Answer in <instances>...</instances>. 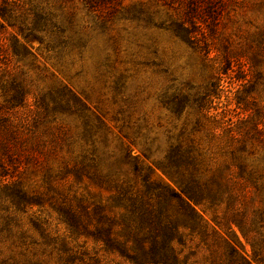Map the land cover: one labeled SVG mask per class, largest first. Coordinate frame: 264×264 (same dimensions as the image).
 Masks as SVG:
<instances>
[{
  "label": "trees",
  "instance_id": "trees-1",
  "mask_svg": "<svg viewBox=\"0 0 264 264\" xmlns=\"http://www.w3.org/2000/svg\"><path fill=\"white\" fill-rule=\"evenodd\" d=\"M16 1L20 2L0 1L2 31L7 25L26 41L47 40V47L56 58H65L73 47L83 50L80 47L84 44H75L71 28L55 14L33 9L22 14L15 8ZM77 1L102 22L110 20L113 8L123 2ZM186 10V18L172 20L166 29L194 50L195 40L199 38L204 51H209L210 45L192 28L198 13L195 0H188ZM147 23L154 25L151 16ZM163 23H158L159 27ZM207 29L209 34L215 32V28ZM7 49L0 51V130L12 113L27 108L28 99L33 98L32 133L40 135L45 164L42 166L44 190H29L21 174L8 171L15 162H5L7 143L0 137V264L5 250H20L28 259L26 254H31L30 260L23 264H41L35 251L39 245L57 249L60 260L69 262L71 255H66V250L80 239L92 240L105 253L116 254L130 264H182L177 246L185 245V232L194 234L208 229L198 208L208 212L222 206L231 239L223 240L226 260L230 264H264V235H261L264 207L254 211L255 223L250 228L237 208L239 202L248 198L250 202H264V154L256 160L262 161V166L250 164L246 157V154L254 155L255 149H248L253 147L252 141L261 142L264 147V129L252 121V134L246 132L238 137L230 133L221 149L230 157L221 164H216L211 151L195 139L197 132H204L211 143L218 141V120L214 119L213 128H207L205 123L213 117L209 115L213 100L220 97L218 84L212 90L206 88L194 95L162 96L163 104L176 114L190 107L200 114L190 131L184 127L178 136L171 135L165 149L147 136L141 154H134L124 146L120 153H115L110 150L106 135L101 134L105 123L73 89L59 83L45 91L37 90L26 80L23 69L10 68L28 54L27 47L13 37L11 50ZM222 74H227V69ZM62 117H74L79 126L70 133L71 128L59 120ZM139 135L140 131L136 132L134 143ZM54 159L57 167L50 164ZM158 171L166 180L157 176ZM250 190L252 196L248 195ZM34 207L41 211L32 217L29 211ZM227 216L236 218L234 223L250 244L251 253L233 231L231 222L225 220ZM52 220L65 226L64 237L60 236L59 227L51 228Z\"/></svg>",
  "mask_w": 264,
  "mask_h": 264
},
{
  "label": "rangeland",
  "instance_id": "rangeland-1",
  "mask_svg": "<svg viewBox=\"0 0 264 264\" xmlns=\"http://www.w3.org/2000/svg\"><path fill=\"white\" fill-rule=\"evenodd\" d=\"M187 5L188 0H123L113 8L110 20L102 22L77 0H20L16 1L17 12L31 13L33 9L55 14L71 28L75 44H84L80 47L83 50L73 47L65 58H56L47 47V40L26 41L6 25L5 31L0 29V51L11 50L13 37L24 44L28 54L19 63L13 62L11 70L17 71L18 66L23 69L26 80L37 90L45 91L59 83L73 89L105 123L101 134L106 135L109 148L115 153H120L124 146L134 154H141L147 136L165 149L169 137L178 136L184 127L190 131L200 114L195 107L176 114L163 104L162 96L194 95L218 84L220 97L213 100L214 107L209 113L213 117L205 120L207 128H213L214 119L218 120V141L211 143L204 132H197L195 139L211 151L216 164H221L230 157L221 150L230 133L238 137L246 132L252 134V121L264 129V0H195L198 13L192 28L210 45L209 51H204L199 38L194 50L166 29L172 20L185 17ZM148 16L154 25L147 23ZM161 21L164 23L159 27ZM208 26L215 28V32L209 34ZM226 69L227 74H222ZM34 109V99L29 98L27 108L12 113L9 122L3 125L0 137L7 143L5 162H15L8 171L21 174L26 187L38 192L44 190L45 160L40 135L32 133ZM59 120L71 128L70 133L79 126L74 117ZM139 131L141 135L134 143ZM252 143L253 147L248 149L255 152L246 154L247 161L262 166V161L256 160L264 154L263 144ZM63 154L66 155V150ZM145 163L150 164L146 160ZM50 164L57 167V159ZM157 176L166 180L159 171ZM248 195L252 196V191ZM248 199L239 202L237 208L250 228L255 223L254 211L263 208L264 202ZM198 210L208 229L194 234L185 232V245L177 246L182 264H230L223 243L224 239L231 240L224 223L225 206L208 212ZM39 211L40 208L34 207L29 214L35 217ZM225 220L231 222L233 231L251 253L250 244L234 223L236 218L227 216ZM27 228L30 229L28 224ZM51 228H57L64 237L65 226L52 220ZM31 232L39 239L36 232L32 229ZM35 251L41 264H130L85 239L67 248L66 255H71L69 262L61 261L60 252L50 246L39 245ZM26 255L29 259L20 250H5L1 264H23L31 258V254Z\"/></svg>",
  "mask_w": 264,
  "mask_h": 264
}]
</instances>
